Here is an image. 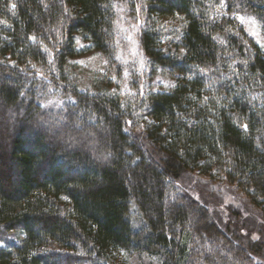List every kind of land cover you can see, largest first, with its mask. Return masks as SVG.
Listing matches in <instances>:
<instances>
[{"label":"trees","instance_id":"16d2710c","mask_svg":"<svg viewBox=\"0 0 264 264\" xmlns=\"http://www.w3.org/2000/svg\"><path fill=\"white\" fill-rule=\"evenodd\" d=\"M121 6L170 89L115 84ZM244 13L264 29V0H0V264H254L261 229L230 232L181 184L226 183L264 217V49ZM78 36L115 68L106 87L70 69Z\"/></svg>","mask_w":264,"mask_h":264},{"label":"rangeland","instance_id":"374dc122","mask_svg":"<svg viewBox=\"0 0 264 264\" xmlns=\"http://www.w3.org/2000/svg\"><path fill=\"white\" fill-rule=\"evenodd\" d=\"M119 10L120 14L116 26L118 56L121 57V59L118 60L122 63L121 66H123L124 69L119 77L120 80L117 79L118 81H116L115 84L120 85L122 87V89L120 88L121 90L128 88L131 81L138 83L142 90L145 89V86L150 90L170 89L174 85L177 75L171 74L160 67L155 68V70L151 69L140 48V20L134 19L122 6ZM239 16L245 17L246 20L254 19L256 21L255 26L251 24L243 25L247 30L252 28L258 33V37L252 36L260 45L264 43V29L261 22L254 15L248 13L240 14ZM77 40L78 48L84 51H82L79 56L72 58L70 62L83 61L84 63H70V69L81 81L83 90L85 88L93 89L94 86L98 84L100 88L106 87L108 85V78L113 76L117 77L115 68L109 67V63H104L106 60L104 55L98 51L85 48L79 36L76 38V42ZM262 48L264 49V47ZM101 68H103V71H100ZM125 71L128 72L127 76L124 75ZM1 80L3 81V78H1ZM181 184L183 187L187 188L189 194L193 198L208 206L211 214L220 224H229V222H231L232 227L230 232L236 233L238 226L241 224L260 228L259 234L253 232V238L255 241L262 240L264 244V217H260L257 213V209H251L250 205L246 204V199L240 192H235L232 187L226 183H209L205 176L197 173L186 174ZM261 250L260 253L252 251L254 264H264V249Z\"/></svg>","mask_w":264,"mask_h":264},{"label":"snow or ice","instance_id":"6c2138e0","mask_svg":"<svg viewBox=\"0 0 264 264\" xmlns=\"http://www.w3.org/2000/svg\"><path fill=\"white\" fill-rule=\"evenodd\" d=\"M222 6H224L223 3H222ZM12 7L15 8V5H12ZM238 19L240 20V22L242 24H251L253 26H255V24H256V21L254 19H248V20H246L245 17H243V16H239ZM140 23H143V21H140ZM248 31L250 32L251 35L258 37V33L256 31H254L252 28H249ZM33 39H35V37H33ZM77 43H78V40H77ZM261 46L264 47V43H262ZM81 47H84V46H81ZM46 51H47V49H46ZM116 58L117 59H121V57H119V56L116 57ZM71 63H84V62L83 61H72ZM104 63L107 64L108 61L105 60ZM100 71H103V68H101ZM124 75L127 76L128 75V72L125 71L124 72ZM111 79H116V77L113 76V77H111ZM112 94H115V90H113V93ZM69 98L71 99V97H69ZM205 99H207V98H205ZM49 103H51V102H49ZM45 107H47V104L45 105ZM129 123H131V121H129ZM244 127L247 128V125H244Z\"/></svg>","mask_w":264,"mask_h":264}]
</instances>
